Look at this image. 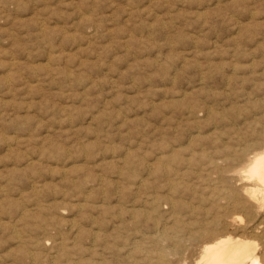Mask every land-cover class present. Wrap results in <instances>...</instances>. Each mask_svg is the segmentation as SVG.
<instances>
[{"label": "rangeland", "instance_id": "rangeland-1", "mask_svg": "<svg viewBox=\"0 0 264 264\" xmlns=\"http://www.w3.org/2000/svg\"><path fill=\"white\" fill-rule=\"evenodd\" d=\"M263 65L264 0H0V264L79 263L82 227L173 197L168 155L191 230L213 163L264 128ZM180 239L168 258L194 264Z\"/></svg>", "mask_w": 264, "mask_h": 264}, {"label": "bare ground", "instance_id": "bare-ground-1", "mask_svg": "<svg viewBox=\"0 0 264 264\" xmlns=\"http://www.w3.org/2000/svg\"><path fill=\"white\" fill-rule=\"evenodd\" d=\"M243 138V147L240 143V148L231 149L230 156L225 159V161L229 160L226 165L220 166L217 162L213 163L212 168L216 177L211 178L209 173L205 176L208 181L205 186L210 194L207 199L210 200L209 206L190 210V213L194 215L192 221L194 226L191 230L187 229L182 223V214L176 211V208L180 207L179 203L173 200V197L176 196L175 193L179 192L178 182L175 181L179 173L177 170L173 172L172 169L171 172V169H167L166 162L174 160L172 158L174 156H163L160 158V163L155 167V170L161 176L170 178L168 189L172 191L171 195L173 197L169 198L163 205L156 194L146 195L139 207L132 204L128 208L124 207L119 210L117 212L119 219L108 232L98 229L99 224L97 230H93V232L83 227L80 231L77 229L78 232H81L84 241L82 246L83 255L79 263L183 264V260L180 259L172 263L168 257L177 255L175 248L181 245V235L187 234L200 247L194 264H264V219H259L261 211L264 210V128L257 133L256 138L251 142L247 140V137ZM233 161H239L243 164L240 167H235ZM206 198L205 196H198L199 200H205ZM221 200H224V202ZM241 212L247 214V219L244 222L239 220ZM152 213L156 215H152ZM186 213L184 212V214ZM89 215L92 216L93 214L89 213ZM92 218L96 217L92 216ZM74 224L78 226L79 223ZM142 224L151 230L140 229ZM78 235L80 234L78 233ZM87 240H89V243ZM167 240L171 241L170 246L163 244ZM140 242H150V247H148L150 250L146 248L143 257L145 262H139L136 257L131 260H122L129 253L140 250L142 247ZM42 244L44 246L45 243L42 242ZM75 244L78 243L75 242ZM141 251L143 252V250ZM147 251L154 252L155 255L150 257L147 255ZM29 252L31 251L29 250ZM106 253H111L112 258H107Z\"/></svg>", "mask_w": 264, "mask_h": 264}]
</instances>
